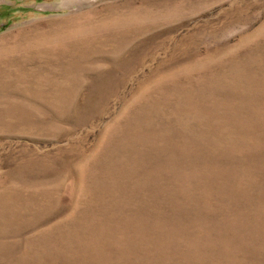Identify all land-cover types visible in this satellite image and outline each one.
<instances>
[{"label":"rangeland","instance_id":"rangeland-1","mask_svg":"<svg viewBox=\"0 0 264 264\" xmlns=\"http://www.w3.org/2000/svg\"><path fill=\"white\" fill-rule=\"evenodd\" d=\"M0 264H264V0H0Z\"/></svg>","mask_w":264,"mask_h":264}]
</instances>
